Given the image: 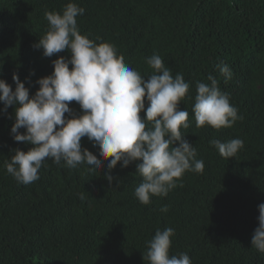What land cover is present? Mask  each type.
Masks as SVG:
<instances>
[{
    "label": "trees",
    "instance_id": "trees-1",
    "mask_svg": "<svg viewBox=\"0 0 264 264\" xmlns=\"http://www.w3.org/2000/svg\"><path fill=\"white\" fill-rule=\"evenodd\" d=\"M69 2L85 9L76 18L81 34L113 45L142 76L152 74L146 58L159 54L173 76L190 82L179 105L190 127L181 131L204 170L186 171L167 196H152L147 205L134 195L142 180L135 163L118 164L109 184L107 161L102 169H72L49 159L37 181L18 184L4 162L12 149L31 145L12 138L8 107L0 111V264H148L147 242L169 227L170 255L187 253L192 264H264V253L251 246L264 203V0H0V79L13 90L14 73L32 95L35 81L52 73V60L70 57L67 51L44 57L33 47L47 30L45 11L62 12ZM209 75L243 117L232 127H196V82L210 84ZM70 107L80 111L74 101ZM214 138H239L244 146L225 159L209 144ZM81 144L100 158L86 137Z\"/></svg>",
    "mask_w": 264,
    "mask_h": 264
},
{
    "label": "clouds",
    "instance_id": "clouds-1",
    "mask_svg": "<svg viewBox=\"0 0 264 264\" xmlns=\"http://www.w3.org/2000/svg\"><path fill=\"white\" fill-rule=\"evenodd\" d=\"M84 12L73 2L62 12L45 11L48 27L33 47L42 49L44 57L64 51L70 57L52 60V73L35 81L39 87L34 94L30 95L15 73L14 90L0 79V102L4 105L0 111L14 108L12 138L31 145L27 151L12 149L14 154L4 167L18 184L28 185L39 179L38 171L49 159L57 165L64 161L72 169L85 164L102 169V161H107L104 178L111 184V171L118 164L127 168L135 163V173L142 180L134 195L147 205L152 196H167L186 171L204 170V161L196 158L195 146L181 131L190 127L189 112L179 107L189 93L190 82L181 73L173 76L159 54L146 58L152 74L142 76L125 63L113 45L81 34L76 18ZM217 68L226 79L231 78L227 65ZM30 74L34 75V70ZM207 79L210 84L196 82L192 106L196 127H232L243 117L219 88L218 80L212 75ZM73 101L79 105V112L70 107ZM85 137L97 148L100 158L82 147ZM209 144L225 159L234 158L244 146L239 138L225 142L214 138ZM79 198L84 200V194ZM168 210L167 205L160 208L164 213ZM258 212L251 246L264 253V203L258 205ZM173 235L170 227L157 229L147 242L143 259L148 264H192L187 253L170 255Z\"/></svg>",
    "mask_w": 264,
    "mask_h": 264
}]
</instances>
